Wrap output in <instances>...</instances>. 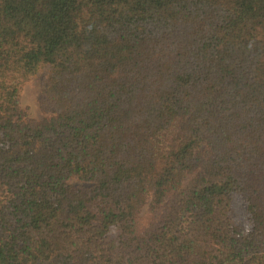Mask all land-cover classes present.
I'll return each mask as SVG.
<instances>
[{
  "label": "trees",
  "instance_id": "obj_1",
  "mask_svg": "<svg viewBox=\"0 0 264 264\" xmlns=\"http://www.w3.org/2000/svg\"><path fill=\"white\" fill-rule=\"evenodd\" d=\"M0 264H264V0H0Z\"/></svg>",
  "mask_w": 264,
  "mask_h": 264
},
{
  "label": "rangeland",
  "instance_id": "obj_2",
  "mask_svg": "<svg viewBox=\"0 0 264 264\" xmlns=\"http://www.w3.org/2000/svg\"><path fill=\"white\" fill-rule=\"evenodd\" d=\"M39 80L27 84L22 91L20 97V105L23 109H27L31 118L40 120L43 118V113L39 109L38 104ZM149 221V215L146 207L143 208L140 214L139 224L141 227H146Z\"/></svg>",
  "mask_w": 264,
  "mask_h": 264
}]
</instances>
